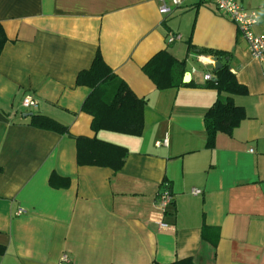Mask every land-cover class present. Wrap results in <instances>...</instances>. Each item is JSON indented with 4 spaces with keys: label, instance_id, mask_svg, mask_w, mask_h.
Returning <instances> with one entry per match:
<instances>
[{
    "label": "crops",
    "instance_id": "obj_1",
    "mask_svg": "<svg viewBox=\"0 0 264 264\" xmlns=\"http://www.w3.org/2000/svg\"><path fill=\"white\" fill-rule=\"evenodd\" d=\"M239 1L264 38V0ZM160 5L0 0V264H60L63 254L71 264H264V62L212 3L182 0L166 16ZM200 49L226 53L246 89L232 96L244 120L217 133L211 149L204 116L217 92L203 76L214 80L215 57ZM97 50L145 101L140 137L94 133L81 112L89 90L75 86L76 76ZM163 50L184 62L191 85L157 90L143 73ZM26 97L35 104L24 108ZM32 115L56 120L70 137L29 126ZM75 137L125 148L123 167H79ZM164 190L171 203L161 210Z\"/></svg>",
    "mask_w": 264,
    "mask_h": 264
},
{
    "label": "trees",
    "instance_id": "obj_2",
    "mask_svg": "<svg viewBox=\"0 0 264 264\" xmlns=\"http://www.w3.org/2000/svg\"><path fill=\"white\" fill-rule=\"evenodd\" d=\"M7 38L0 25V54ZM188 48L191 49L188 44ZM200 55L215 57L221 67L216 71L214 80L207 81L205 86L217 92V99L204 116L206 134L205 146L211 149L217 133L231 134L239 126L245 115L242 108L237 107L232 96L246 94V89L237 83L227 64L228 55L223 52L200 49ZM143 73L151 80L157 90L189 86L182 83L185 72L184 62L176 60L168 51L156 53L142 67ZM76 87L89 90L88 96L81 105V112L91 117L90 129L94 133L111 132L130 137H140L143 128V111L145 101L137 98L128 86L118 79L112 70L104 63L97 50L90 67L79 72L75 80ZM221 94H224L222 96ZM28 125L39 130L67 135L66 126L45 115H32ZM76 163L79 167L108 168L114 173L124 165L127 150L97 138L75 137ZM52 174L49 184L56 187ZM65 186L67 180H64ZM4 248L0 247V255ZM171 264H193L190 259H181Z\"/></svg>",
    "mask_w": 264,
    "mask_h": 264
},
{
    "label": "built area",
    "instance_id": "obj_3",
    "mask_svg": "<svg viewBox=\"0 0 264 264\" xmlns=\"http://www.w3.org/2000/svg\"><path fill=\"white\" fill-rule=\"evenodd\" d=\"M161 2L159 11L162 15L166 16L171 13V7H177L181 4L182 0H170V6L167 5L165 0H159ZM200 3L210 2L214 5L215 9L227 17L237 28L241 37L246 43L247 50L252 58L258 62H264V38L258 36L255 33V26L257 24V15L245 9L239 0H198ZM177 40L176 37H172L168 40V43H172ZM212 63V62H211ZM213 64V63H212ZM204 81L210 80V75L203 76ZM35 103L30 97L23 99L22 106L29 108ZM166 145L164 139L162 143H156V145ZM200 191L193 190L192 195H198ZM171 203V195L167 190H164L157 197V205L161 210H164ZM19 211L18 213H21ZM60 264H71V259L68 255L63 254L60 258Z\"/></svg>",
    "mask_w": 264,
    "mask_h": 264
},
{
    "label": "water",
    "instance_id": "obj_4",
    "mask_svg": "<svg viewBox=\"0 0 264 264\" xmlns=\"http://www.w3.org/2000/svg\"><path fill=\"white\" fill-rule=\"evenodd\" d=\"M212 62H213V69H214V71H216L217 69H219L221 67L219 61L216 58H213L212 59ZM189 79H190V74L185 73L184 76H183L182 82L184 84H186L189 81Z\"/></svg>",
    "mask_w": 264,
    "mask_h": 264
}]
</instances>
